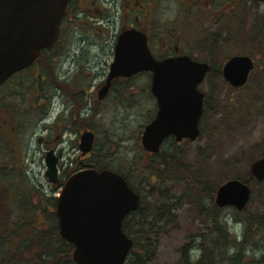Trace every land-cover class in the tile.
<instances>
[{"label": "rangeland", "instance_id": "obj_1", "mask_svg": "<svg viewBox=\"0 0 264 264\" xmlns=\"http://www.w3.org/2000/svg\"><path fill=\"white\" fill-rule=\"evenodd\" d=\"M208 2L211 4L210 7ZM119 3L120 0H117V9L121 7ZM157 13L168 29L183 34L188 40L189 50L196 58L208 63L211 59V67L220 68L225 57L233 54H246L253 59L254 65L242 88L230 87L222 77L206 76L199 85L205 93L207 103V113L199 123V136L178 143L170 139L166 142L167 147L177 144L175 147L180 151L179 157L182 162L192 165L199 171L198 178L204 186L211 183L216 188L229 178H243L247 175L254 157L261 156V154L255 156L252 150L264 138V105L262 104L264 95L255 89L264 71V45L250 39L255 34L254 25L264 16V3L258 0H196L192 8L183 9L177 0H161ZM64 22L68 27L63 34L61 28L59 44L47 54L58 57L52 63L53 70L59 68L58 70L72 74L75 69H79L80 71H76L77 74L90 73L88 84L90 82L96 84L100 81L101 72L107 71L110 49L88 45L85 40L82 42L81 36L84 33H89L91 39L96 38L94 28L92 31H87L83 26L74 27L71 17ZM113 30L114 28L110 29L107 34L111 35ZM81 44L84 45L83 48ZM68 45V56L64 58V53L61 56L59 53L65 51ZM28 73L30 68L10 77L12 80L21 81V86L10 90L13 91V95L9 93L7 85L10 79L0 86V104L9 105L15 115L21 116L20 119H12L13 129L6 124L0 128V131H3L0 133V165L5 167L11 165L19 172L23 171L26 180L44 190L46 194L56 195L58 187L49 183L44 176L46 169L44 154L50 144V146L56 145V148L63 147L60 157V181H62L63 168L78 164L79 160L74 159V154L78 151L77 145L73 143L74 147L70 148V143H67L70 148L68 150L65 142L51 143L53 139L51 135L57 134V131L51 133V125L55 124L54 118L61 100L58 99L54 104L47 103L38 110H31L29 104L33 102L28 98L27 93L32 92V80ZM128 84L133 85L130 91L136 94L129 99L119 97V102L113 103L110 98L115 99V97L114 92H111L101 101L98 108L100 112L93 116L92 124V128L96 129V142L102 140V137L116 141L118 150L108 161L129 177H135L132 178L135 190L143 197V207H146V211L142 210L139 218L140 228L145 232L147 236L145 238L152 242L153 253L147 260L128 257L124 264H175L182 246L186 244L192 245L190 253L194 258L200 251L199 245L198 247L195 245L208 237V228L211 226L202 224L200 218L204 215L198 212V202L191 201V198L189 201L183 199L171 210L173 221L164 225L167 216L166 212L161 210L162 202L165 196L171 197L169 200H174L175 196L185 190L184 185L172 181L157 185L153 179L149 181L141 176L142 172L137 171L136 175L130 173L132 166L142 169L150 163L151 157L141 147L140 133L142 126L151 117L154 106L151 99H148V93L145 92L148 88L146 75L132 77ZM249 97L253 98L251 101L253 104L246 111V99ZM90 103L93 105L91 97ZM237 110L236 119L228 122L225 117H231V114ZM237 119L240 120L239 123H236ZM15 126H17L16 130ZM92 160L93 157L89 155L87 161L92 163ZM133 163L136 165H131ZM234 174L238 177H232L235 176ZM249 186L251 196L243 211L264 212V182L256 185L252 181ZM192 193L194 194L193 191ZM2 194L4 195V186L0 185V197ZM199 199L201 205L211 206V200L208 198L202 196ZM218 208L216 214L218 219L224 222L227 232L223 249L232 251L230 246L241 238L243 231V223L239 222L243 218V211H236L230 205ZM0 215H2L1 209ZM259 233L256 234L255 230L252 232L254 236L251 240L255 239V245H252L253 253L260 251L259 247L263 244Z\"/></svg>", "mask_w": 264, "mask_h": 264}, {"label": "water", "instance_id": "obj_2", "mask_svg": "<svg viewBox=\"0 0 264 264\" xmlns=\"http://www.w3.org/2000/svg\"><path fill=\"white\" fill-rule=\"evenodd\" d=\"M67 0H0V83L12 72L30 64L42 47H50L57 37L58 23ZM264 3V0H259ZM254 65L246 54H233L221 65V75L231 86H240ZM209 65L188 55L156 60L151 55L146 36L135 28L123 30L116 40L105 93L113 77L130 76L142 70L151 71L150 90L157 110L141 132L142 147L156 152L167 135L175 140L195 139L202 112L204 92L197 85ZM93 132L81 133L79 149L89 151ZM57 156L52 150L44 155V175L56 183ZM256 180L264 179V155L250 163ZM250 196L248 184L229 178L217 185L214 203L244 208ZM139 205V195L125 178L109 168L91 166L69 174L55 199V215L60 236L73 245L76 264H123L133 240L122 230V219Z\"/></svg>", "mask_w": 264, "mask_h": 264}, {"label": "trees", "instance_id": "obj_3", "mask_svg": "<svg viewBox=\"0 0 264 264\" xmlns=\"http://www.w3.org/2000/svg\"><path fill=\"white\" fill-rule=\"evenodd\" d=\"M69 17L71 16L65 13L64 20H67ZM254 32L255 34L250 39L252 38V41L257 40L264 45V16L258 24L254 25ZM58 44L56 42L53 48L44 49L41 56L46 55ZM66 51L69 52L68 46L59 55L61 56L64 53V56H67L68 53ZM77 70L80 71L79 69ZM47 72L49 71L45 68L44 73L47 74ZM262 74V79L257 82L255 89L264 95V71ZM206 76L221 77L220 68L210 66V70ZM242 87L243 85L235 87L234 89ZM121 97L126 98V96ZM252 100L253 98L250 97L246 99V111L251 108L253 104L251 102ZM12 102L15 104L14 101ZM262 104L264 105V99ZM0 105L8 109V115L12 119H20L21 116L15 115L12 107L5 106L4 104ZM206 106L207 103L205 100L200 122L207 113ZM219 110H221V107H219ZM237 112L238 110L233 112L231 117H225V119L228 122L235 120V114ZM95 114L86 118L88 126H92L93 116ZM239 122L240 120L237 119L236 123ZM175 145L177 144H172L171 147H167L164 142L158 152L147 154L151 158L146 168L136 169L135 166H132L130 170V173L134 175L138 174L136 173L137 171L139 173L142 172L141 176L146 177L149 181L153 179L157 185H163L171 181L184 185L185 190L180 195L175 196L174 200H169L171 197L168 198V196H165L161 207V210L165 211L167 216L164 225H168L173 221L174 216L171 210L178 206L183 199L189 201L190 198L192 199L191 201L198 202V212L204 215L203 218H200L202 224L205 226L211 225L208 228V237L204 238L203 242L195 245L196 247L199 245V254L193 258L190 253L192 245L186 244L182 246L179 259L175 264H264V212L257 211L250 213L245 212V210H236L243 211V218L239 221L243 223V231L241 238L233 242L234 245L230 246L232 247V251H225L223 249V241L225 240L227 232L224 222L220 221L216 214V210L219 208L213 203L215 185L209 183L204 186L198 178L199 171L194 169L192 165L182 162L179 157L180 151H178ZM253 149L252 152L256 154L255 156L263 154L264 138ZM117 150V143L114 139L102 137V140L94 144L91 153L93 166L98 169L102 167L116 169L125 176L126 180L135 189L132 180L134 176L129 177L120 168L111 165L108 161V159L114 156ZM131 165L136 164L133 163ZM24 174L23 171L19 172L15 167H11V165L9 167L0 165V185L4 186V195L2 194L0 197V209L2 211V215H0V264H76L72 259V244L63 239L59 234L57 218L54 211V195L46 194L44 190L26 180V174ZM234 175L232 177H238L236 174ZM241 179L249 184L253 181L256 185L264 182V180L256 181L250 175L249 171ZM202 196L211 200V206L205 207L200 204L199 198ZM142 198L141 196L139 206L135 210L130 211L122 222L123 230L133 239V246L126 260L128 257L147 260L153 253L152 242L146 239L145 232L140 228V215H142V210L146 211V207H143L144 202ZM254 230L256 234L260 232L261 241L263 242L259 247L260 251H255V253H253L252 248V245H255V239L251 240L254 236L252 235ZM249 240L251 241L246 244Z\"/></svg>", "mask_w": 264, "mask_h": 264}, {"label": "flooded vegetation", "instance_id": "obj_4", "mask_svg": "<svg viewBox=\"0 0 264 264\" xmlns=\"http://www.w3.org/2000/svg\"><path fill=\"white\" fill-rule=\"evenodd\" d=\"M195 2L196 0H177L179 6L183 9L192 8L193 5H195ZM160 3L161 0H120L119 4L121 7L117 9V0H67V10L65 9V12L67 15H70L71 19L74 21V27L83 26L87 31H92L93 28L95 29V39H91L89 33H84L81 36V40L82 42L85 40L88 45L91 44L96 47L103 46L110 49V54H108V56L110 55V61L113 57L114 46L118 35L127 28H135L145 34L147 46L151 55L156 60L178 55H188L193 59H198L189 50L188 40L184 38L183 34L179 33L180 31H174V29H168V26L164 25L165 23L160 20L161 17L157 13ZM208 6H211L209 2ZM117 20H119V22ZM111 26L112 28H110ZM67 27L68 25L65 22L61 24L57 36V42L61 34V28L63 34ZM113 28V33L108 35V31ZM80 46L83 48L84 45L81 44ZM66 52L68 53V51ZM47 54L44 56L40 55L26 67L30 68V73H28V75L31 76L32 80V92L30 94L27 93V96L31 99V102H33L32 104H29L31 110H38L39 107L43 108V105L47 103L54 104L58 99L61 100V104L58 105V113H56L54 118L55 124L51 125V133L57 131V134L51 135L53 138L51 139V143H70V148H72V144L74 143L77 145L78 150L77 153L74 154V159L77 161L79 160L78 164L73 165V167L63 168V174L65 177L72 172V170L79 167L87 165L93 166V163H89L87 159L89 155H91L94 144L97 140L96 129L87 125L86 118L94 113L97 115L100 112L98 108L101 105V101L105 100L111 92H114L113 96L115 97V99L110 98V101L113 103L119 102L118 99L121 96H126V98L123 99H129L130 94H136V92L132 93L130 91L132 90L133 85L128 84L129 80L137 75H146L148 77V88L145 92L148 93V99H151L154 106V111L149 120L155 115L157 104L156 99L150 90V71H141L131 76L119 75L113 77L111 78L109 87L105 93H102V95L99 96L100 87L106 83L105 81L108 75V70L106 72H101L102 76L100 81L96 84L94 83L95 85L91 82L88 84L87 81L91 78L88 77L90 73L78 72L80 74H77L76 69L73 72L74 74L58 70L59 68L53 70L52 63H54L55 59L58 57L48 56ZM211 62L212 60L210 59L209 63ZM45 68L49 71L47 74L44 73ZM13 75L9 76L2 84L6 83ZM19 80L20 79H10L7 84L9 87L8 90L10 91L13 87L21 86V81ZM93 85L94 91H92ZM12 92L13 91H10L9 93ZM90 97L93 105L90 103ZM6 106L9 107V105ZM4 124L11 129L14 128L12 118L8 115V109H5L0 105V128H3ZM16 127L17 126H15V130ZM85 129H91L94 134L93 148L86 153H81L78 149V144L81 133ZM2 132L3 131H0V133ZM72 136L75 137L72 138ZM169 139L176 142L174 136L169 135L165 138V143ZM50 145H48V149H52L53 153L58 156L57 168L58 179L60 181V157L62 156L63 147L57 146L56 148V145ZM68 146L69 145L67 144V147ZM70 148L68 147V150ZM145 153L148 154L149 152L145 151Z\"/></svg>", "mask_w": 264, "mask_h": 264}, {"label": "clouds", "instance_id": "obj_5", "mask_svg": "<svg viewBox=\"0 0 264 264\" xmlns=\"http://www.w3.org/2000/svg\"><path fill=\"white\" fill-rule=\"evenodd\" d=\"M257 255H259V253H257Z\"/></svg>", "mask_w": 264, "mask_h": 264}]
</instances>
